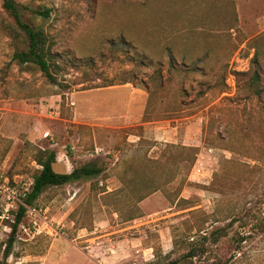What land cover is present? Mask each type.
Returning a JSON list of instances; mask_svg holds the SVG:
<instances>
[{"label":"rangeland","instance_id":"374dc122","mask_svg":"<svg viewBox=\"0 0 264 264\" xmlns=\"http://www.w3.org/2000/svg\"><path fill=\"white\" fill-rule=\"evenodd\" d=\"M16 1L53 42L54 82L11 59L0 0V261L264 264V0ZM44 8L47 17L31 10ZM116 84L147 95L151 135L103 126L91 105L85 123L73 121L72 92L94 91L93 104ZM40 148L55 151L57 172L102 171L25 205ZM134 183L155 189L138 201ZM216 228L226 235L182 256L186 236L198 243ZM236 233L248 236L232 257Z\"/></svg>","mask_w":264,"mask_h":264},{"label":"trees","instance_id":"16d2710c","mask_svg":"<svg viewBox=\"0 0 264 264\" xmlns=\"http://www.w3.org/2000/svg\"><path fill=\"white\" fill-rule=\"evenodd\" d=\"M2 7L5 12L11 17L12 23H8L5 26L9 31L6 32L8 36L13 39L15 49L12 53V60H15L18 64L33 65L40 70L49 80L53 83L54 78L50 70L52 59L54 54L51 51L53 42L49 39L48 35L41 27H37L25 19H23V12L28 7L18 3L16 0H3ZM35 15L43 17L48 16V9H31ZM22 38L25 43V48H21L17 41ZM35 162L40 167L32 176V183L29 191L23 193L22 202L25 205H33L38 196L48 187L59 186L66 183L74 182L80 179L89 180L97 176L102 169L96 167L94 162L85 163L79 167L73 168L70 172H57L55 171L53 164L56 162V153L49 148H40L37 150ZM136 184L134 183L131 190L137 193L136 199L138 201L145 198L155 188L149 184ZM20 204L18 210L15 213V220L12 225V231L20 222L24 212L26 211L25 205ZM226 233L223 228H216L209 233V235H202L201 241L197 243V240L189 241V237H185L186 245L189 249L182 255L185 258H193L198 254L203 253V246L205 240L212 236V241L216 242L221 236H225ZM11 236V235H10ZM248 235L242 233H236L230 237L233 244L234 252L232 257H236L242 251L243 244L246 242ZM192 236H190L191 238ZM11 238L6 242L2 251V259L5 260L10 253ZM196 243V244H195ZM174 245L177 246V241L174 240ZM180 257L169 260L166 264H178ZM220 264L225 261L219 259ZM3 264V261H0Z\"/></svg>","mask_w":264,"mask_h":264},{"label":"crops","instance_id":"0c3cea01","mask_svg":"<svg viewBox=\"0 0 264 264\" xmlns=\"http://www.w3.org/2000/svg\"><path fill=\"white\" fill-rule=\"evenodd\" d=\"M128 89L129 87L124 84L104 87L100 92V98L93 99V104H89L86 101V96L92 95L94 91L86 93L87 90H76L72 92L71 109L74 112L73 121L76 123H85L89 119V105H91L94 107V111H97L96 116L101 118V124L103 126L122 128L129 124H143L146 134L151 135V130L159 125L154 123V121L142 122L147 103V95L143 92L141 94L138 88L133 87ZM173 128H178V126L167 129L164 134H173ZM178 134L180 136L177 138L181 139L183 137L181 129H179Z\"/></svg>","mask_w":264,"mask_h":264}]
</instances>
